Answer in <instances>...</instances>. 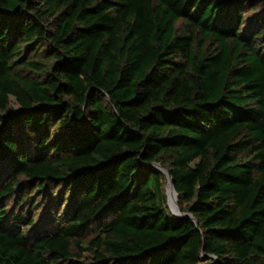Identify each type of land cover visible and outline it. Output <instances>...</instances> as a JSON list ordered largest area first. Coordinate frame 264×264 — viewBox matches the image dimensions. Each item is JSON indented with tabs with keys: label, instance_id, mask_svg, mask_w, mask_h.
I'll use <instances>...</instances> for the list:
<instances>
[{
	"label": "trees",
	"instance_id": "1",
	"mask_svg": "<svg viewBox=\"0 0 264 264\" xmlns=\"http://www.w3.org/2000/svg\"><path fill=\"white\" fill-rule=\"evenodd\" d=\"M0 167V264H264V0H0Z\"/></svg>",
	"mask_w": 264,
	"mask_h": 264
},
{
	"label": "rangeland",
	"instance_id": "2",
	"mask_svg": "<svg viewBox=\"0 0 264 264\" xmlns=\"http://www.w3.org/2000/svg\"><path fill=\"white\" fill-rule=\"evenodd\" d=\"M11 103L15 107H17V105L15 104L14 98H11ZM6 170H7L6 167H0V183L5 181L4 175L6 174ZM163 181H164V186L167 189V191L170 190L169 189L170 187L168 188L169 183H168V177L166 174L163 178ZM35 201H36V205L34 206V209L36 211L35 212L36 213L35 214V224H34V226H32L31 230L27 231L28 235L31 237L40 235L45 228H49L53 225L51 220H50L51 217L49 219V216H48L49 213L47 212V208H46V200L42 199V198L40 199L37 197V199ZM167 204H168V201H167ZM169 204H170V191H169ZM169 204H168V206H169L170 212L171 213L175 212L173 205H171V204L169 205ZM1 205H4L6 207V209L9 211L8 212L9 216L7 215V217L2 220L3 226H6V227H7L8 223L11 221V216H13L17 213H20V212L23 213L26 211L27 208L30 207V206H28V204H24V203L20 204V201L17 197V194L6 198V200H4V201H1L0 206Z\"/></svg>",
	"mask_w": 264,
	"mask_h": 264
},
{
	"label": "water",
	"instance_id": "3",
	"mask_svg": "<svg viewBox=\"0 0 264 264\" xmlns=\"http://www.w3.org/2000/svg\"><path fill=\"white\" fill-rule=\"evenodd\" d=\"M153 166L157 167L159 170L163 171L167 175V177H168V183H169L168 188L169 187H171V188L173 187V190H174V192H175V194L177 196V200H178V192H177L176 188L174 187V179H173L172 175L170 174V172L167 171L165 168H163L160 163H154ZM167 195H168V204H169V190L167 191ZM173 213L175 215H177L178 217H182V218H189V217H191V218H193V215L190 212H182V211H180V213H175V212H173ZM195 221L198 224V221L197 220H195ZM205 257H206V255L203 256V258H205Z\"/></svg>",
	"mask_w": 264,
	"mask_h": 264
},
{
	"label": "bare ground",
	"instance_id": "4",
	"mask_svg": "<svg viewBox=\"0 0 264 264\" xmlns=\"http://www.w3.org/2000/svg\"><path fill=\"white\" fill-rule=\"evenodd\" d=\"M170 204L173 205V208L175 210L176 213H180V206L179 204H177V196L173 190V187H170Z\"/></svg>",
	"mask_w": 264,
	"mask_h": 264
}]
</instances>
